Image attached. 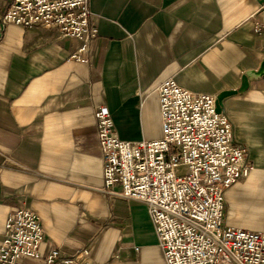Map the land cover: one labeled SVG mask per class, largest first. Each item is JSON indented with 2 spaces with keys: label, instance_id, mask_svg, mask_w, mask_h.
Masks as SVG:
<instances>
[{
  "label": "crops",
  "instance_id": "obj_1",
  "mask_svg": "<svg viewBox=\"0 0 264 264\" xmlns=\"http://www.w3.org/2000/svg\"><path fill=\"white\" fill-rule=\"evenodd\" d=\"M261 4L90 0L98 34L81 62L71 57L78 38L3 26L9 0H0V242L8 216L26 206L45 230L43 255L87 248L82 264H166L147 206L105 187L95 111L110 110L122 139L152 140L163 133L158 88L169 78L193 93L239 90L264 59L253 19ZM222 111L253 163L225 192L224 223L264 230L253 215L230 213L250 204L264 214V75L227 96Z\"/></svg>",
  "mask_w": 264,
  "mask_h": 264
},
{
  "label": "built area",
  "instance_id": "obj_2",
  "mask_svg": "<svg viewBox=\"0 0 264 264\" xmlns=\"http://www.w3.org/2000/svg\"><path fill=\"white\" fill-rule=\"evenodd\" d=\"M257 14L262 17L253 18L254 29L262 33L264 4ZM91 16L90 0H9L2 24L40 26L78 38L81 45L71 57L89 62L98 34ZM158 94L163 133L152 140L122 139L110 110L96 109L106 189L120 186L123 198L147 206L166 264H264V230L224 223L225 192L250 174L253 163L246 159V146L234 140L232 121L218 110L217 96L193 93L174 78L163 82ZM44 239L39 215L18 207L5 223L0 264H24V258L82 264L89 254L84 248L61 258L52 248L43 255Z\"/></svg>",
  "mask_w": 264,
  "mask_h": 264
},
{
  "label": "water",
  "instance_id": "obj_3",
  "mask_svg": "<svg viewBox=\"0 0 264 264\" xmlns=\"http://www.w3.org/2000/svg\"><path fill=\"white\" fill-rule=\"evenodd\" d=\"M260 1L262 4H264V0H260ZM263 75H264V59L261 62L260 67L257 70L250 69L244 73V75L242 77V85H241V88L239 90H228V91H224L221 94H219V96L217 97L218 110L222 111L223 100L227 96L233 95V94L237 93L238 91L246 90L248 88L251 80L257 79Z\"/></svg>",
  "mask_w": 264,
  "mask_h": 264
},
{
  "label": "rangeland",
  "instance_id": "obj_4",
  "mask_svg": "<svg viewBox=\"0 0 264 264\" xmlns=\"http://www.w3.org/2000/svg\"><path fill=\"white\" fill-rule=\"evenodd\" d=\"M179 172L183 173L185 172V168L182 167L179 169ZM240 206L232 204L230 208V213L239 214L241 216H251L253 215V225H264V214L261 212L255 211L254 207H252L250 204L242 208V210L239 208Z\"/></svg>",
  "mask_w": 264,
  "mask_h": 264
}]
</instances>
